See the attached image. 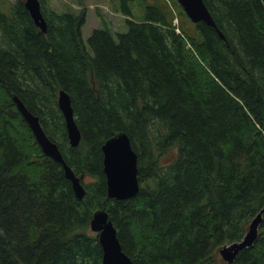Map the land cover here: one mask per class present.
<instances>
[{"label":"trees","instance_id":"trees-1","mask_svg":"<svg viewBox=\"0 0 264 264\" xmlns=\"http://www.w3.org/2000/svg\"><path fill=\"white\" fill-rule=\"evenodd\" d=\"M131 1L117 0L126 29L95 27L86 42V7L39 0L45 31L24 0L0 9V264H101L89 226L98 209L133 264H264V212L232 263L219 254L264 206V0H203L223 36L205 21L196 33L176 26L161 0L135 19ZM13 95L82 176V198ZM119 132L140 182L124 199L108 197L103 171L102 144Z\"/></svg>","mask_w":264,"mask_h":264},{"label":"water","instance_id":"water-1","mask_svg":"<svg viewBox=\"0 0 264 264\" xmlns=\"http://www.w3.org/2000/svg\"><path fill=\"white\" fill-rule=\"evenodd\" d=\"M177 2L192 22L205 21L214 26L220 36H223L203 0H177ZM24 5L35 24L45 31V19L40 10L39 0H24ZM13 99L43 152L62 164L65 175L71 180L75 195L82 198L84 195L82 176H76L65 163L57 144L49 139L43 131L38 117L32 114L17 96L14 95ZM57 101L64 115L69 142L72 146H76L80 141L81 134L74 118L68 93L62 89L59 90ZM102 151L108 197L124 199L134 196L138 192L140 182L137 177V154L131 146L128 135L125 132H119L111 136L102 144ZM263 212L264 206L251 219L248 230L241 240L224 244L219 248V254L226 262L232 263L241 248L253 243ZM89 226L92 231L97 233L98 241L102 247L101 264H133L131 258L122 250L116 228L109 219L106 210H96Z\"/></svg>","mask_w":264,"mask_h":264},{"label":"rangeland","instance_id":"rangeland-1","mask_svg":"<svg viewBox=\"0 0 264 264\" xmlns=\"http://www.w3.org/2000/svg\"><path fill=\"white\" fill-rule=\"evenodd\" d=\"M13 1L15 0H0V9L2 11L9 12V10L4 9L8 8L10 3ZM67 1L80 3V8H87L86 23L82 27V37L85 42L86 37L95 27H104L105 25H107L114 32L126 29L125 17L121 15L120 12L117 10V0H99L100 5H98L97 8L96 6L90 7V4L94 3L96 0H50V3L55 9L62 10L66 8V5L68 3ZM165 1L169 5V7L165 4ZM153 2H155V0L131 1L132 17L135 19H142L145 14L146 4ZM160 3H163V5L167 7V9L171 8L174 11L173 13L175 14V17L173 18V23L175 22L174 24H176V26L179 25L181 27L187 28L192 33H196V28L194 27L193 22L190 20L186 13H184L182 10L175 6L172 0H161ZM73 8L80 9L78 7H75L74 5ZM177 28L176 30L178 31ZM90 231L95 232L92 230Z\"/></svg>","mask_w":264,"mask_h":264},{"label":"bare ground","instance_id":"bare-ground-1","mask_svg":"<svg viewBox=\"0 0 264 264\" xmlns=\"http://www.w3.org/2000/svg\"><path fill=\"white\" fill-rule=\"evenodd\" d=\"M178 29V28H177ZM179 31V29H178ZM234 37V36H233ZM237 37V36H236ZM239 43V42H238ZM241 46V45H240ZM226 47V46H225ZM255 70V69H254ZM256 71V70H255ZM14 96V95H13ZM236 100V99H235ZM240 101V100H239ZM243 109V108H242ZM132 144V143H131ZM162 170V169H161ZM152 174V173H151ZM150 181V180H149ZM174 181V180H173ZM75 208V207H74ZM93 215V214H92ZM114 225V224H113ZM236 236V235H235ZM241 236V235H240Z\"/></svg>","mask_w":264,"mask_h":264},{"label":"crops","instance_id":"crops-1","mask_svg":"<svg viewBox=\"0 0 264 264\" xmlns=\"http://www.w3.org/2000/svg\"><path fill=\"white\" fill-rule=\"evenodd\" d=\"M95 1V0H94Z\"/></svg>","mask_w":264,"mask_h":264}]
</instances>
